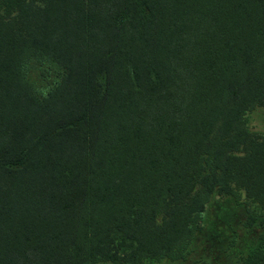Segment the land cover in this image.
I'll return each mask as SVG.
<instances>
[{
  "label": "trees",
  "instance_id": "trees-1",
  "mask_svg": "<svg viewBox=\"0 0 264 264\" xmlns=\"http://www.w3.org/2000/svg\"><path fill=\"white\" fill-rule=\"evenodd\" d=\"M257 107L264 0H0V264H150L214 194L264 213Z\"/></svg>",
  "mask_w": 264,
  "mask_h": 264
},
{
  "label": "rangeland",
  "instance_id": "rangeland-1",
  "mask_svg": "<svg viewBox=\"0 0 264 264\" xmlns=\"http://www.w3.org/2000/svg\"><path fill=\"white\" fill-rule=\"evenodd\" d=\"M247 126L264 136V107L247 113ZM255 204L244 193L214 194L197 217L196 230L178 258H162L150 264H264L261 219ZM110 264V263H101Z\"/></svg>",
  "mask_w": 264,
  "mask_h": 264
}]
</instances>
